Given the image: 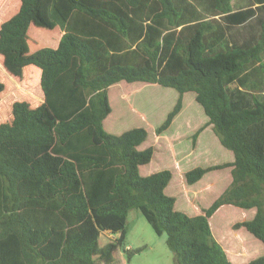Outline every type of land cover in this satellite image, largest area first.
Here are the masks:
<instances>
[{
  "label": "trees",
  "instance_id": "1",
  "mask_svg": "<svg viewBox=\"0 0 264 264\" xmlns=\"http://www.w3.org/2000/svg\"><path fill=\"white\" fill-rule=\"evenodd\" d=\"M259 10L264 0L242 9L234 0H0V264H121L132 209L166 235L176 264H236L250 253L260 255L243 264H264ZM254 17L257 33L229 38ZM151 85L178 93L154 144L142 147L143 127L108 132L111 90L126 100ZM188 93L206 120L190 130L193 144L201 152L211 130L212 146L231 154L183 172L181 183L168 168L143 174ZM170 158L178 169L171 149ZM213 172L221 194L206 208L188 195L195 213L178 210L175 191ZM231 207L244 217L230 222ZM106 233L118 238L105 243ZM139 251L125 250L128 260Z\"/></svg>",
  "mask_w": 264,
  "mask_h": 264
},
{
  "label": "rangeland",
  "instance_id": "2",
  "mask_svg": "<svg viewBox=\"0 0 264 264\" xmlns=\"http://www.w3.org/2000/svg\"><path fill=\"white\" fill-rule=\"evenodd\" d=\"M234 3L237 9H242L250 7L253 4V0H234ZM263 15L264 10H259L258 16ZM257 32L258 27L256 18L254 17L245 25L231 27L229 38L232 41L235 40L240 42L250 38ZM232 88L234 89L235 85H233ZM131 92L132 94L124 100L123 97L118 96L114 89L113 91L111 90L110 97L112 99L114 115L109 122L110 124L114 122L116 128H114V130H109L105 124V129L108 132L112 131L113 134H121L132 128L143 127L148 130L149 138L142 147H149L154 144L155 129L162 124L166 119L167 114L173 109L178 98V93L174 89L163 88L158 85H151L146 88L136 89L135 91L132 90ZM204 117L205 115L201 106L195 101V95L193 93H188L184 99V107L181 115L175 118L176 121H174L169 131L164 134L173 153V158L178 169L172 164L173 161L170 158L168 144L166 141H163L165 147L162 150L159 149V145H154L158 148L155 158L148 166L142 168V173H148L153 169L156 171L165 168L172 169L174 180L181 183L182 181H185V176L183 174L187 171L192 170L195 167H205L210 162L224 161V158H226L224 152L227 154H231V152L224 149L219 142L217 149L221 150V154L217 152L216 147H213L214 145L212 146V143L209 142L210 132L212 133L211 130L205 131L202 134V140H200V142L203 149L201 152L199 151L200 145H198L197 142L195 145L193 144L192 136L197 129L196 127H201L206 123ZM195 124H197L195 126L196 129L190 131ZM206 139L208 140L207 142L205 141ZM225 186L224 181L220 178V172H213L206 175V177L199 183L193 186H188V190H184L183 187L178 188L174 195L177 198V209L193 215L195 209L194 207H190L191 204L188 203L190 197H188V195H190L193 200L196 199L194 197L200 198L199 202H195L196 206L199 208H206L210 205L209 203L212 202L213 199L221 194ZM167 194L171 195V192L168 190ZM185 200L187 202H184ZM231 208H233L232 210L234 211H231L232 220L230 217V222L237 218L244 217L241 210L239 211L238 208L234 207ZM213 221L222 229H224V225L227 224V218L222 219L220 215ZM244 234H247L245 229L241 231V235ZM106 235L104 234L102 238V240H105V243L109 241L115 242L116 238H118L117 235H111L109 233H106ZM166 238L165 234L159 236L155 233L139 210L132 209L129 212L127 219L126 240L124 245L119 248L121 254L120 263L176 264L175 253L167 246ZM229 238L232 242L238 243L237 239H234L233 241L235 235H230ZM244 246L249 250L253 249V243L251 240L246 239ZM237 247H239V250L241 249L239 244ZM128 249H140V251L134 253L130 260H128L125 253V250ZM259 255L250 253L247 257L242 258L243 262L239 261L236 264H243L247 261L249 262Z\"/></svg>",
  "mask_w": 264,
  "mask_h": 264
}]
</instances>
